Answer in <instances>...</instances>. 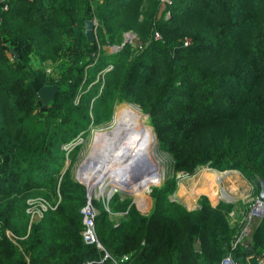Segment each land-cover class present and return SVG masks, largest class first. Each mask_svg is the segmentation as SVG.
Listing matches in <instances>:
<instances>
[{
  "label": "trees",
  "instance_id": "16d2710c",
  "mask_svg": "<svg viewBox=\"0 0 264 264\" xmlns=\"http://www.w3.org/2000/svg\"><path fill=\"white\" fill-rule=\"evenodd\" d=\"M169 2H0V264H110L83 241L86 188L72 171L81 145L66 142L104 122L118 102H135L149 114L175 171L209 163L264 179V0ZM92 17L99 25L91 43L84 23ZM126 31L136 37L104 51L120 45ZM30 54L63 60L55 71L59 91L47 106L37 92L25 95L20 64ZM136 111L115 114L133 119ZM169 190L157 192L151 216L119 193L109 211L126 217L115 223L97 211L96 234L111 257L132 253L127 263L177 264L196 256L198 264H220L229 254L247 264L246 244L233 247L221 205L203 202L186 212L167 200ZM35 197L50 207L32 220L28 200ZM254 228L249 239L258 254L264 213ZM194 240L202 243L198 250Z\"/></svg>",
  "mask_w": 264,
  "mask_h": 264
},
{
  "label": "rangeland",
  "instance_id": "374dc122",
  "mask_svg": "<svg viewBox=\"0 0 264 264\" xmlns=\"http://www.w3.org/2000/svg\"><path fill=\"white\" fill-rule=\"evenodd\" d=\"M165 1L170 3L169 0ZM80 6L82 8L83 5ZM171 12L172 10L166 11L165 16H170ZM90 19L94 21L95 26L99 25L96 17ZM96 28L97 27H95V29ZM96 36L97 34L95 30V40L97 41ZM135 37L136 34L133 31H126L123 34V42L125 38H129L128 42H131ZM153 37L156 38L154 35ZM185 41H188L186 44L184 42L185 45L190 42L189 39H185ZM123 42L120 45H105L103 49L105 52H115L123 45ZM98 52H100V44H98ZM61 64L63 65V60H41L34 54H30L27 60H22L20 64L21 69L24 71L22 77L25 78L26 82H29V85L24 87L26 88L25 95L31 97L34 92L38 91L37 80H40L44 85L57 84L58 79L55 71L61 67ZM36 70L40 72H36ZM96 80H98V74ZM97 92H99V90ZM131 107L137 108L135 117L141 119L148 140L153 141L154 144L152 150L156 152L157 155L159 154L163 159L160 163V175H151L150 177H147L139 195L127 193L122 189L113 187L112 184L108 185L107 183H103V185L97 176L98 173L93 170L91 171L90 168H84L87 165H83L79 170L82 161L92 145L91 136L93 132L100 129H107L114 121L115 113ZM124 114L126 113L120 115ZM88 129L90 130L88 131ZM88 129L84 132L85 134L81 136L78 134L66 143L68 146L73 143H80L81 145L78 151V160L75 161L72 171L75 178L78 176V179L81 180L79 182L86 188V201L89 199L88 197L90 194V199L97 211L103 209L110 215L111 212L109 211V205L106 203V199H110L115 193L121 195L125 193L124 195L130 198L131 205L139 214L151 216L155 208V196L157 192L170 187L167 194V200L169 202L181 203L183 210L186 212H196L200 210L203 202L208 203L212 207H216L218 204L221 205L220 218L223 219L229 228L234 229L232 236L233 247L237 244H247L246 241L250 240L249 238L258 222L252 212L256 204V198H259V180L247 178L237 169H232L235 173L228 174L223 178L218 179L215 175H222L228 169L221 171L212 167L209 163L198 164L189 170L180 169L175 171L171 166L172 157L170 153L159 146L158 138L149 114L135 102H118L104 122L99 124L91 123ZM79 138H82V140ZM104 168L106 169L107 167L104 166ZM89 169L90 173L88 172ZM107 179H109V177ZM171 188L173 189L172 191ZM106 206H108V210L105 208ZM121 215L122 216L120 217V214L111 213V220L113 222H118L123 217H126L125 213H122ZM194 242V244H198L201 247V241L194 240ZM126 254L130 257L132 256V253ZM196 259V256L185 259L184 257H180V261L177 264H196ZM132 263L131 260V263L128 262L127 264Z\"/></svg>",
  "mask_w": 264,
  "mask_h": 264
},
{
  "label": "bare ground",
  "instance_id": "6f19581e",
  "mask_svg": "<svg viewBox=\"0 0 264 264\" xmlns=\"http://www.w3.org/2000/svg\"><path fill=\"white\" fill-rule=\"evenodd\" d=\"M96 140L100 142L98 143L100 147L103 144L107 147H114L100 163L98 162L94 165L83 164L87 165L84 168H90L91 171L98 173L97 176L102 184H112L113 187L139 195L147 177L160 175V163L163 159L152 150L154 143L148 140L141 119H130L128 114H115L111 126L107 129L93 132L91 141ZM141 160L149 161L151 166L148 165L141 172L143 177H138L139 179L131 177L133 166ZM104 166L107 168L105 169ZM90 169L88 170L89 173ZM231 173L235 172L232 169H228L224 174L215 175V177L219 179ZM108 177L109 179H107ZM89 196L91 197L90 194Z\"/></svg>",
  "mask_w": 264,
  "mask_h": 264
},
{
  "label": "water",
  "instance_id": "95a60500",
  "mask_svg": "<svg viewBox=\"0 0 264 264\" xmlns=\"http://www.w3.org/2000/svg\"><path fill=\"white\" fill-rule=\"evenodd\" d=\"M3 0H0V2ZM95 23L93 20L89 19L86 20L84 23V29H85V35L88 40V42H94L95 41ZM129 41V38H125L123 44L127 43ZM15 56H17V52H15ZM59 91V86L57 84L53 85H42L38 91L37 94L43 104V106H47L49 102L52 100V98L55 96V94ZM99 141H93L92 145L90 147L89 152L87 153L86 157L82 161L79 170L83 164L88 165H94L95 163H100L101 160H103L108 154L112 151L113 146L107 147L105 144H103L101 147ZM151 164L149 161L141 160L140 162L135 163V165L132 168V175L133 178L143 177V173H141L145 168ZM151 166V165H149ZM78 181H81L78 179V176L76 178ZM139 179V178H138ZM259 185H260V191H259V199L264 202V179H259ZM120 189V188H118ZM89 191V190H88ZM112 192V191H111ZM110 192V193H111ZM127 192V191H125ZM109 193V194H110ZM129 193V192H127ZM125 193H123V196ZM90 198V196L88 197ZM195 249H199L200 246L198 244H194ZM246 254L248 255L247 262L248 264H263L262 261H260L255 255L252 254V246L250 245V240H247L246 245Z\"/></svg>",
  "mask_w": 264,
  "mask_h": 264
},
{
  "label": "built area",
  "instance_id": "2783aa9c",
  "mask_svg": "<svg viewBox=\"0 0 264 264\" xmlns=\"http://www.w3.org/2000/svg\"><path fill=\"white\" fill-rule=\"evenodd\" d=\"M153 35L156 38L160 36L157 31H155ZM187 42L188 41H185V44ZM79 139L82 140V138H79ZM70 145L71 144H69V146ZM106 200H107L106 203H108L109 199L107 198ZM48 207H50V205L43 199L31 198L28 200L27 211L28 213H30L32 220H36L37 218L42 216L43 211L46 210ZM105 208L108 210V206H106ZM81 212L83 215L82 219H83V225H84L83 230H82L83 241L86 244H94L96 245L97 248L103 250L104 259H110V264H127V261L129 260V257H130L128 254L122 255L120 258H113L109 255V253L104 249L103 245L98 240L96 230H95V217L97 214V210L95 209L90 198L86 201V204L82 207ZM263 213H264V202H262L259 198H256V204H255L252 214L255 216V218L259 222ZM84 264H92V262L87 261ZM220 264H237V263L228 254L224 258H222Z\"/></svg>",
  "mask_w": 264,
  "mask_h": 264
},
{
  "label": "crops",
  "instance_id": "0c3cea01",
  "mask_svg": "<svg viewBox=\"0 0 264 264\" xmlns=\"http://www.w3.org/2000/svg\"><path fill=\"white\" fill-rule=\"evenodd\" d=\"M112 214H120V217L122 216L121 214L122 213H112ZM37 219H39V218H37ZM110 219H111V213H110ZM120 221V220H119ZM118 221V222H119ZM118 222H115V223H118ZM246 243H247V241H246ZM250 245H251V242H250ZM252 254L253 255H255L260 261H262V263L264 264V251H261L260 253H258V254H255L253 251H252ZM247 258H248V255H247ZM247 264H248V262H247Z\"/></svg>",
  "mask_w": 264,
  "mask_h": 264
}]
</instances>
